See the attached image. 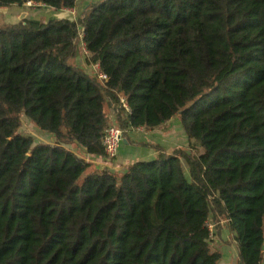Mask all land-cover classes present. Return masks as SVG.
<instances>
[{"label": "trees", "instance_id": "1", "mask_svg": "<svg viewBox=\"0 0 264 264\" xmlns=\"http://www.w3.org/2000/svg\"><path fill=\"white\" fill-rule=\"evenodd\" d=\"M79 30L106 81L75 65ZM110 103L127 142L178 117L201 153L150 145L153 160L90 171L62 145L103 157ZM20 114L55 142L20 135ZM212 210L238 264H262L264 0H98L75 20L0 24V264H218Z\"/></svg>", "mask_w": 264, "mask_h": 264}, {"label": "crops", "instance_id": "2", "mask_svg": "<svg viewBox=\"0 0 264 264\" xmlns=\"http://www.w3.org/2000/svg\"><path fill=\"white\" fill-rule=\"evenodd\" d=\"M79 2H80V0L77 1L76 6L73 10H63V12H66L67 14H69V16H71L72 19H70L69 17H66L63 19H70V20L75 19V14H76L75 10H76V7L78 6ZM89 5H91V4H89ZM89 5H86V7L84 8L83 11H85ZM36 10H38V9H36ZM36 10H32V9L28 8L26 6V4H23L22 6L14 5V6H10L7 8H0V24H15V23H17L23 19L40 21V20H38L39 15H38ZM50 10H52V9H50ZM52 11H54V10H52ZM55 12H62V11H55ZM72 12L74 13V15H72ZM55 18L56 17L54 15L51 17V19H55ZM56 19H60V18H56ZM48 20L49 19H47L46 21H48ZM46 21H44V22H46ZM41 22H43V21H41ZM80 38H81V36H80ZM81 46L83 47L82 50H83L85 56L87 57V53L85 52L84 46L82 43H81ZM85 64L86 65L78 64V62L75 59V65L79 69H81L84 73L90 75L91 77L95 78V65L87 64V63H85ZM109 107L112 109L113 117L111 115H109L108 113H106L107 118H108V122L115 121L117 119L116 118L117 111H116V109L112 103L109 104ZM177 120H179L178 117H173L172 119L165 122L161 126L153 128V129H149L151 131H149L146 134V136H148V137L146 139V142L142 145L144 146L146 144H149V146L150 145L158 146L163 151V153L165 155H170L175 150H180L182 148V147H180L181 145H179L180 144L179 142L182 141L181 138H183L185 143L188 142V139H187V137L186 138L183 137V134L178 129V123H177L178 121ZM141 129L143 130V128H140V130ZM133 132H136V131L132 130V131H129L127 134L128 138H129V142H127V140H125V139L124 140L126 141L125 145L130 146L131 148L134 149L137 146H139L141 143H137L134 140V138L131 135ZM40 134L42 135L43 140H41L37 144L50 145V144L55 142L53 135H50L47 133H45V135H43V133H41V132H40ZM178 135H181L182 137H180ZM177 137H179L180 139ZM62 146L65 149H67V150L71 151L72 153H74L75 155H77L78 157L84 158L86 160V162L90 164V171L91 170L102 171L103 169H109L110 167L108 168V166H112L110 163H106L103 157L89 156V155L85 154L83 149L77 147L74 144H65ZM151 150H149L148 153L145 154L147 156H136V154L134 152H132L131 155H129L128 158L125 160V162H120L118 155H117L116 161L114 162L112 169L114 168L116 170L117 167H119V166L129 165V164H132V163L137 162V161H148L147 159L153 160L157 157L158 152L154 149L151 152ZM84 155H86V156H84ZM180 164H182V163L180 162ZM112 169H110V170H112ZM209 225H210V223L207 222L208 228L210 227ZM214 230H215L214 237L211 238L212 243L209 246H213L214 247L213 251H216L220 254V260H219L218 264H238L236 244H235V241H234L232 234L228 230L226 220L225 219H218L217 224H215ZM223 242H227V245H224ZM228 245L232 247V250H230L227 247ZM262 264H264V258H262Z\"/></svg>", "mask_w": 264, "mask_h": 264}, {"label": "rangeland", "instance_id": "3", "mask_svg": "<svg viewBox=\"0 0 264 264\" xmlns=\"http://www.w3.org/2000/svg\"><path fill=\"white\" fill-rule=\"evenodd\" d=\"M90 1V2H89ZM98 0H80L78 6L76 7V10H75V19H77L78 17H80L83 13V10L84 8L86 7V5H89V4H92L94 2H96ZM32 10H36L38 15H39V19L40 21H46L47 19H51V17L54 15L56 18H66V17H69L70 19L71 16H69V14H67L66 12H55V11H52L48 8H30ZM55 18V19H56ZM73 19V20H75ZM81 30H79V33H78V37L77 39L75 40V50H76V61L78 62V64H81V65H86V56L82 50V46H81V39H80V36L82 35L81 34ZM105 111L106 113H108L109 115H111L113 117V114H112V109L106 105V108H105ZM19 121H20V126H19V129H18V133L22 136H25V137H30L32 140H33V143L34 144H37L38 142H40L42 139V135L40 134L39 130L23 115V114H20L19 115ZM178 122V129L181 131V133L183 134V137L186 138L185 134H184V131H183V128L180 124V120H177ZM109 125H112V126H115V127H118L121 129L120 125H119V122L117 121V119L115 121H110L109 122ZM136 132H133L131 135L132 137L134 138V140L137 142V143H141L139 146H137L136 148H131L130 146H127L125 145L123 142L121 143L120 147H119V150H118V158L120 160V162H125V160L128 158L129 155H131L132 152H134L136 154V156H147L145 155L146 153H148L149 150H153L152 147L150 146H147V145H142L146 142V139L148 136H146V134L151 131L149 129H144L143 130H135ZM140 131V132H139ZM43 133V132H41ZM43 135H45V133H43ZM180 137H182L181 135H178ZM179 138V137H177ZM180 139V138H179ZM181 142H179L181 145L180 147H182L180 150L181 151H184L185 153H187L188 155H191V156H194L198 153H201V149L200 147L193 141H188L187 143L184 142L183 138H181ZM151 150V152H152ZM147 160H150V159H147ZM182 164L181 165V169L183 171V173L185 174L186 178L188 179V168H187V164L184 162L183 159H181L180 161ZM112 166H108L109 169H112L113 165H114V162L110 163ZM116 165V164H115ZM130 165V164H129ZM127 165H124V166H119L117 167V169L115 170L114 168L112 169L113 171H119L121 172ZM214 211L212 210L210 215H209V218H208V222L210 223V227L208 228L209 229V245L212 243L211 241V238L214 237V228H215V223H213L212 219H223L221 218V216H216V214L213 213ZM224 245H227V242H223ZM230 250H232V247L231 246H227ZM210 248L213 250L214 247L213 246H210Z\"/></svg>", "mask_w": 264, "mask_h": 264}, {"label": "built area", "instance_id": "4", "mask_svg": "<svg viewBox=\"0 0 264 264\" xmlns=\"http://www.w3.org/2000/svg\"><path fill=\"white\" fill-rule=\"evenodd\" d=\"M26 6L28 8H36V7L45 8L41 4L32 3V2H27ZM72 15H74L73 12ZM95 78L99 81H106V76L99 72L97 65H95ZM119 106L124 110L125 113L129 112L123 98H119ZM136 130L138 131L140 130V128ZM122 140H123V132L120 128L112 125H109L106 128L104 135L101 139V144L103 148V158L106 163H112L116 161L118 150L122 143Z\"/></svg>", "mask_w": 264, "mask_h": 264}, {"label": "water", "instance_id": "5", "mask_svg": "<svg viewBox=\"0 0 264 264\" xmlns=\"http://www.w3.org/2000/svg\"><path fill=\"white\" fill-rule=\"evenodd\" d=\"M122 142H123L124 144L126 143V141H125L124 139L122 140ZM84 156H86V155H84ZM261 251L264 252V245H262V247H261Z\"/></svg>", "mask_w": 264, "mask_h": 264}]
</instances>
